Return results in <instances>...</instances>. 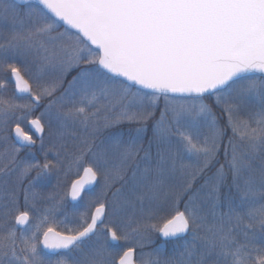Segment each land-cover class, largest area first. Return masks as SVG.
Listing matches in <instances>:
<instances>
[{
    "label": "snow or ice",
    "instance_id": "obj_1",
    "mask_svg": "<svg viewBox=\"0 0 264 264\" xmlns=\"http://www.w3.org/2000/svg\"><path fill=\"white\" fill-rule=\"evenodd\" d=\"M0 37V264H264V0H0Z\"/></svg>",
    "mask_w": 264,
    "mask_h": 264
},
{
    "label": "rangeland",
    "instance_id": "obj_2",
    "mask_svg": "<svg viewBox=\"0 0 264 264\" xmlns=\"http://www.w3.org/2000/svg\"><path fill=\"white\" fill-rule=\"evenodd\" d=\"M0 39H2V37H0ZM2 74H3V76H6V75L8 76V74H6V73H1V75ZM7 81H8V84L6 86V91L5 90H0V94L5 95L7 97H13L14 96V93H15L14 92L13 85L11 86L9 80H7ZM133 90H135L134 87H133ZM15 98H16L17 102H19V103L26 102L24 98L17 97L16 95H15ZM176 102H179V101H176ZM163 103H164V100H163L162 97L159 100H157V104L159 105L160 108L163 107ZM37 115H38V113H37ZM157 115H159V110L157 111ZM11 126L14 127V125H11ZM130 127H135V125H130L128 123H124V124L120 125V128H122L124 130H127ZM3 128L8 131V127L7 126H0V133H3ZM63 132H64L63 142L65 141L64 143H66V144H67V141L71 137H75V138L77 137L74 134H76L78 136L82 135V132H81L80 127L78 125L77 126H73L71 123L68 124L67 128L64 129ZM149 135H151V132L150 131H149ZM1 142L2 141H0V161H4L5 153L9 150V146L10 145L7 144L6 148H4V150L1 151ZM77 145H78V143L76 144V146ZM67 146H69V145L67 144ZM214 171H215V167L213 168V171L212 172H214ZM70 173H74V175H78L76 169H74L73 172H68V171L56 172V175L59 176V183L62 186L59 187V188H57V189H54L55 190L54 193H58L59 195H63V189H64V186H65L66 181H67V176H71L72 175ZM208 175H211V173H209ZM62 176H63V179L61 178ZM11 179L14 180L15 177H12ZM44 182H45V178L42 180L41 183L37 184L36 188H37V191H39L41 193V195L46 196L47 195V192H45V189L46 188H44V187H46L48 185L47 184H44ZM230 184H231V179L227 178V181L225 183V186L221 188V209H220L221 211H227V199H228V196L229 195H231L233 197L234 202H236V203L239 202V198H238V195L236 194L235 188L233 187V188L229 189V185ZM10 186L11 185H9V187ZM99 190H100V185L98 184V191ZM94 192H92V194H89L88 196L93 195ZM88 196L85 197L84 200H81L80 202H78L76 204H73L70 208H67L66 207L67 211L68 212H72L73 210L84 211L85 210V204L87 202ZM42 203L43 202H41V204ZM41 204H38L37 206L40 207ZM22 210H23V208H22ZM184 239H191V236L190 235H187L186 237H184ZM184 239L177 240V243L178 244L180 243L179 245H182L184 243ZM163 245H165V244H163ZM175 245H177V244H175ZM168 246L171 248V251H172L173 245H168ZM145 251H150V250H147V248H146ZM171 251L170 252L167 251L168 254L171 253Z\"/></svg>",
    "mask_w": 264,
    "mask_h": 264
},
{
    "label": "flooded vegetation",
    "instance_id": "obj_3",
    "mask_svg": "<svg viewBox=\"0 0 264 264\" xmlns=\"http://www.w3.org/2000/svg\"><path fill=\"white\" fill-rule=\"evenodd\" d=\"M8 133L9 132L4 129L3 133H0V136H4L6 134L8 135ZM74 135L75 136H78L76 134H74ZM10 143H11V141H9L8 143L1 142V151L4 150V148H6L7 144L10 145ZM77 143H78V140L75 137H71L67 141V144L69 146H67L66 151L64 153H62V158H66V162H65V166H64L63 171L73 172V170L75 169V167H73V168H71L69 170L68 164H69V162L72 159V154L76 151V147L75 146H76ZM17 147H19V145H17ZM32 158L42 159V154H41V152L39 151L38 148H34V149H21V151L19 153V157H18V160L19 161L28 160V159H32ZM49 159H52V156L51 155L49 156ZM70 174H72V175L71 176H67V181H66V184H65L64 189H63V194L66 193L70 189L71 183L74 180L78 179L79 176L83 174V172L81 170L79 172V175H74V173H70ZM33 175H34V173H33ZM61 178L63 179V176ZM55 182H56L55 172H53L52 174H50L48 177H45L44 184H47L48 185V188H46L47 191L45 190V192H47V194L54 193L55 190L54 189H51V188H54L55 187ZM94 191L95 192H98V184H96L95 186H93L91 188V190H89V191L86 192V194L84 196V199L89 194H92V192H94ZM69 200H71L70 197L68 198L67 201H69ZM154 239H155V243L150 248H147V250H150L151 251L152 248H155L157 246H164L165 253H167V251H166L167 250V247H166L167 241H165L164 239L159 238V237H155ZM178 239H180V238H178ZM180 240H182V239H180ZM163 244H165V245H163ZM52 258L55 259V256L53 255Z\"/></svg>",
    "mask_w": 264,
    "mask_h": 264
},
{
    "label": "trees",
    "instance_id": "obj_4",
    "mask_svg": "<svg viewBox=\"0 0 264 264\" xmlns=\"http://www.w3.org/2000/svg\"><path fill=\"white\" fill-rule=\"evenodd\" d=\"M0 77H2L3 79H6V80H9V82H10V84H11V86L13 85L12 84V81H11V79H10V75L8 74V76L6 75V76H3V74L1 75V73H0ZM221 163H223V157H221ZM257 163H258V161H257ZM218 166V165H217ZM213 171V168L211 169V171L209 172V173H211ZM208 173V174H209ZM229 179H231V175H229V177H228ZM201 183H202V181H201ZM57 185H58V182L56 181L55 182V187L54 188H51V189H57ZM181 209H182V207H181ZM175 244H177V242H174V241H169V242H167V251L168 252H170L171 251V248L168 246V245H175ZM167 252V253H168ZM170 254V253H169Z\"/></svg>",
    "mask_w": 264,
    "mask_h": 264
},
{
    "label": "water",
    "instance_id": "obj_5",
    "mask_svg": "<svg viewBox=\"0 0 264 264\" xmlns=\"http://www.w3.org/2000/svg\"><path fill=\"white\" fill-rule=\"evenodd\" d=\"M122 79V78H121ZM133 87H139V86H133ZM147 91V90H146ZM83 175V174H82ZM93 186H95V185H93ZM92 186V187H93ZM71 199V198H70ZM72 203H76V202H78V201H72V200H70ZM176 239V238H175ZM171 240V239H170Z\"/></svg>",
    "mask_w": 264,
    "mask_h": 264
}]
</instances>
